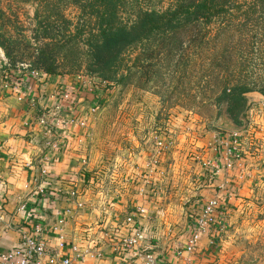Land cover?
<instances>
[{
    "label": "rangeland",
    "instance_id": "rangeland-1",
    "mask_svg": "<svg viewBox=\"0 0 264 264\" xmlns=\"http://www.w3.org/2000/svg\"><path fill=\"white\" fill-rule=\"evenodd\" d=\"M133 1L134 8L169 6ZM237 2L227 21L151 35L102 73L91 70L87 40L96 22L84 26L83 0L2 1L13 22V55L0 48V146L22 136L43 159L52 138L25 123L47 112L53 121L51 113L60 112L64 142L53 152L48 180L60 183V202L76 204L60 211L71 212L73 237L106 238L116 216L143 208L151 244L183 250L195 215L217 197L225 229L213 240L210 264H264V1ZM120 18L132 26L133 17ZM43 43L57 58L53 75L35 64ZM225 79L253 88L239 124L217 102ZM30 87L36 108L25 95ZM233 144L241 172L214 175L210 164L221 169Z\"/></svg>",
    "mask_w": 264,
    "mask_h": 264
},
{
    "label": "crops",
    "instance_id": "crops-1",
    "mask_svg": "<svg viewBox=\"0 0 264 264\" xmlns=\"http://www.w3.org/2000/svg\"><path fill=\"white\" fill-rule=\"evenodd\" d=\"M20 137L22 136L15 135L12 140H8L14 142L6 141L0 146V200L4 203L0 207L4 216V228L0 234V254L19 246L24 232L32 236L39 234V238L45 243L53 247L58 246L59 240L54 231L55 222L62 215L60 212L62 209H66L67 206L74 207L75 204L69 198L67 202H60L59 194L54 192L60 188V183L56 180L51 183L50 180L40 181L37 165L40 156L34 151L36 149L34 141L25 147L26 142L20 140ZM31 161L34 162V166L28 165ZM38 185L53 192L51 194L53 198H50L49 202L45 197L34 195L35 190L39 188ZM72 188L68 186L65 192L70 193ZM23 203L28 204L30 208L28 212L21 211ZM112 223L108 224L110 228L106 234L113 235L114 229L120 226L117 221ZM65 233L68 239L63 255L72 258L74 264H146L144 259L133 256L132 251L122 250L120 243L112 237L99 236L97 239L83 242L73 237L68 227ZM218 236L215 230H212L203 237L195 252H188L187 247L179 251L174 249L164 251L151 244L147 233L144 247L146 252L154 254L158 264H210L213 240H217ZM73 247L77 248V252L72 251ZM180 252L182 254L178 256Z\"/></svg>",
    "mask_w": 264,
    "mask_h": 264
},
{
    "label": "trees",
    "instance_id": "trees-1",
    "mask_svg": "<svg viewBox=\"0 0 264 264\" xmlns=\"http://www.w3.org/2000/svg\"><path fill=\"white\" fill-rule=\"evenodd\" d=\"M2 1L0 0V48L6 56L12 57L13 28L10 24L13 22L2 10ZM83 2L86 17L84 26H91L92 19L96 22L95 32L93 30L87 40L91 70L102 73L112 70L128 47L151 35L179 32L192 25L210 26L217 21L225 22L226 16L239 7L237 0H169V6L164 11L155 8H134L133 0ZM122 15L133 17L131 27L119 22ZM237 25L239 26V23ZM49 28L46 25L43 30ZM50 47L47 43L41 44L35 64L45 74L53 75L57 71L58 62L48 50ZM252 90V86L245 80L225 79L223 83L217 102L226 105V113L236 124L240 123V116L245 109L246 95ZM50 198H53L51 194L47 195L45 200L49 202Z\"/></svg>",
    "mask_w": 264,
    "mask_h": 264
},
{
    "label": "built area",
    "instance_id": "built-area-1",
    "mask_svg": "<svg viewBox=\"0 0 264 264\" xmlns=\"http://www.w3.org/2000/svg\"><path fill=\"white\" fill-rule=\"evenodd\" d=\"M38 76L39 73L35 72L34 77ZM25 95L29 96L28 101L30 106L36 108L39 105L37 98H35L37 96L33 87L27 89ZM60 109L59 106L56 107V111H60ZM51 115L53 121L50 120V113L47 112V115L39 113L38 116L35 117V122L32 121L30 124L25 123V127L29 125L41 128L43 130V136H45V134L47 136L45 137V140H48L49 136L52 138L50 141H46L48 154L37 162L40 172V181H46L49 179V166L56 156L53 152L54 150L61 148L62 142H64V137H62L60 133L61 130L59 131L61 125H63V122L60 119V112L51 113ZM81 126H84V124H81ZM55 127H57L56 132ZM234 145L235 144L231 145V147L228 146L227 151L225 152L224 165L221 169L213 163L210 164L214 175H218L223 170L227 173L241 172L239 171L241 168L239 165L242 161V153L239 149L235 148ZM28 165L32 166L31 164ZM37 187L39 188L35 190L34 195H40L44 198L49 194H53V192H49L47 188H43L40 185ZM72 196H75V194L72 193ZM77 205L78 207L82 206V204ZM220 205L219 199L217 197H212L208 200L202 210L195 215L191 227L189 242L186 248L188 252H195L197 248H199V244L203 237L209 234L212 230H215L218 235L224 231V220L221 217V214H219ZM29 210L30 208L28 204L23 203L21 211L28 212ZM70 215L71 212L67 211L65 215H60L55 222L54 231L59 240L58 246L53 247L52 245L45 243L39 238V234L32 236L30 233L24 232L20 245L7 253L0 254V262L3 264H74L72 258L63 255L67 243L65 230ZM146 217L147 213L143 208H136L132 212L116 216V221L119 222L120 226L114 229L113 235L107 234V237L116 239L117 242L120 243L122 250L132 251L133 256L144 259L146 264H158V259L154 254L146 252L144 247V242L147 239V232L143 226V221ZM3 228L4 216L0 211V234L3 231ZM72 251L77 252V248L73 247ZM181 254V252L178 253V256Z\"/></svg>",
    "mask_w": 264,
    "mask_h": 264
}]
</instances>
